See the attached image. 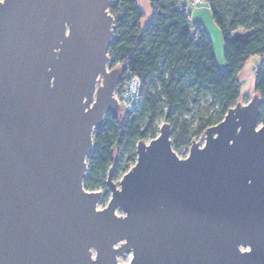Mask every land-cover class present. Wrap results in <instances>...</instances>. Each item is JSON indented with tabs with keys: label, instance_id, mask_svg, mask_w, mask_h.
<instances>
[{
	"label": "water",
	"instance_id": "1",
	"mask_svg": "<svg viewBox=\"0 0 264 264\" xmlns=\"http://www.w3.org/2000/svg\"><path fill=\"white\" fill-rule=\"evenodd\" d=\"M109 0L0 3V264H264L261 100L229 107L185 158L167 122L107 204L83 180L118 109ZM119 210L121 214H116Z\"/></svg>",
	"mask_w": 264,
	"mask_h": 264
},
{
	"label": "trees",
	"instance_id": "2",
	"mask_svg": "<svg viewBox=\"0 0 264 264\" xmlns=\"http://www.w3.org/2000/svg\"><path fill=\"white\" fill-rule=\"evenodd\" d=\"M211 19L220 30L224 68L219 66L212 41L201 23H191L182 0H149L152 15L142 27L136 0H112L117 32L110 45V68L124 65L139 81V103L118 116L108 112L93 131V150L83 180L86 190L105 186L115 155L134 149L138 140L156 136L154 122L171 123V146L179 149L190 136L218 123L242 97L239 72L253 56L254 92L261 100L257 122L264 125V0H205ZM244 30L236 36L232 33ZM208 96L214 113L196 123L193 133L183 118L190 105ZM135 161V154L131 157Z\"/></svg>",
	"mask_w": 264,
	"mask_h": 264
},
{
	"label": "rangeland",
	"instance_id": "3",
	"mask_svg": "<svg viewBox=\"0 0 264 264\" xmlns=\"http://www.w3.org/2000/svg\"><path fill=\"white\" fill-rule=\"evenodd\" d=\"M205 29L207 31V34L209 35L212 44H213V50L215 53V56L217 58V61L219 63V66L221 68H224V60H223V42L222 37L219 28L217 25L213 22L211 19L210 23H206ZM244 32V30H237L232 33V36H236L239 33ZM220 61L223 63V66H221ZM259 57L253 56L251 57L246 63L243 69L239 72V79L241 81V95L239 102L246 103L254 94V88H253V80H254V72L258 65ZM114 68V67H113ZM109 70V69H108ZM119 97V94H118ZM216 110V107H212L210 105V99L208 96L201 97L197 104L192 103L190 105V112L183 116L184 119L190 124V130L191 133H193L196 123L199 119L204 118L207 116V114L214 113ZM124 112L122 104L118 105V109L115 111V113L118 116H122V113ZM165 122L162 117H158L154 122L155 132L156 135L159 132L160 125ZM171 127V123H168ZM171 139V138H170ZM146 141H149L147 139ZM192 142H196L199 146H201L204 143V133L198 134V135H191L190 136V143L187 146H182L179 149H173L176 156L178 158H185L188 154L190 144ZM135 154V146L134 149L129 150L128 152L121 151L118 155H115V162L116 166L111 167V177L113 182L119 186L118 182L121 178V176L133 165L131 157ZM136 157V155H135ZM87 173V171H86ZM108 174V172H107ZM106 174V177H107ZM105 186H98L94 190H97L100 192V197L96 203V208L101 209L103 208L110 197V191L108 189V186L106 185V178L104 179ZM116 214H121L119 210H116ZM131 259V252H125L119 256L116 257L117 263L119 264H125Z\"/></svg>",
	"mask_w": 264,
	"mask_h": 264
},
{
	"label": "built area",
	"instance_id": "4",
	"mask_svg": "<svg viewBox=\"0 0 264 264\" xmlns=\"http://www.w3.org/2000/svg\"><path fill=\"white\" fill-rule=\"evenodd\" d=\"M191 4L194 7L197 6H206L205 0H190ZM112 3V0H109V4L107 7L108 13L112 16V26L110 29V41L107 49V56H108V62H107V68L112 69L109 67V64L112 60V55L109 54L110 45L114 43L115 41V34L117 32V26H116V17L110 13L109 11V5ZM116 67L120 69V79L119 82L114 90V97L119 104H122L124 111H132L138 106L139 103V88L140 84L136 77L132 76L128 69L124 65H120L119 63L116 64ZM114 67V68H116ZM119 94V97H118Z\"/></svg>",
	"mask_w": 264,
	"mask_h": 264
},
{
	"label": "crops",
	"instance_id": "5",
	"mask_svg": "<svg viewBox=\"0 0 264 264\" xmlns=\"http://www.w3.org/2000/svg\"><path fill=\"white\" fill-rule=\"evenodd\" d=\"M137 6L143 13V17L140 20V24L144 27L152 15V9L149 4V0H136ZM183 6L189 11V20L191 23H201L204 28L206 23L211 22V16L206 6L194 7L190 0H182ZM221 66L223 63L220 61Z\"/></svg>",
	"mask_w": 264,
	"mask_h": 264
},
{
	"label": "snow or ice",
	"instance_id": "6",
	"mask_svg": "<svg viewBox=\"0 0 264 264\" xmlns=\"http://www.w3.org/2000/svg\"><path fill=\"white\" fill-rule=\"evenodd\" d=\"M0 3H3V0H0Z\"/></svg>",
	"mask_w": 264,
	"mask_h": 264
}]
</instances>
